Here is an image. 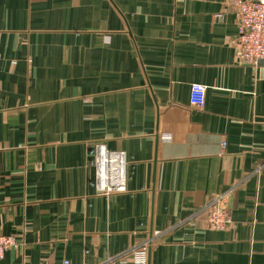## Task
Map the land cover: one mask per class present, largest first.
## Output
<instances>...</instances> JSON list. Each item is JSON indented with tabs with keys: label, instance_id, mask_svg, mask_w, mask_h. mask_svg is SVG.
<instances>
[{
	"label": "crops",
	"instance_id": "1",
	"mask_svg": "<svg viewBox=\"0 0 264 264\" xmlns=\"http://www.w3.org/2000/svg\"><path fill=\"white\" fill-rule=\"evenodd\" d=\"M234 1L0 0V234L17 242L0 264H135L146 242L145 264H264V60L239 62ZM100 146L124 155V191L97 189Z\"/></svg>",
	"mask_w": 264,
	"mask_h": 264
},
{
	"label": "built area",
	"instance_id": "2",
	"mask_svg": "<svg viewBox=\"0 0 264 264\" xmlns=\"http://www.w3.org/2000/svg\"><path fill=\"white\" fill-rule=\"evenodd\" d=\"M237 10L236 53L242 64L257 65L264 60V0H235ZM206 97V86L193 82L190 84L189 103L193 106H203ZM94 150H92L93 153ZM95 162L99 174L96 177L97 189L105 193L124 191V155L121 152H108L103 146L98 150ZM229 191L215 194L204 206L207 222L212 228H223L229 221L227 210ZM13 236L0 234V258L5 252L16 245ZM148 243H143L135 249V264H145L144 253ZM63 264H68L67 260Z\"/></svg>",
	"mask_w": 264,
	"mask_h": 264
}]
</instances>
